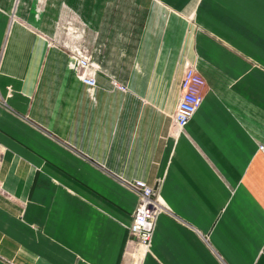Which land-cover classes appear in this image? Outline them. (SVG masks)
Wrapping results in <instances>:
<instances>
[{
	"label": "crops",
	"instance_id": "1",
	"mask_svg": "<svg viewBox=\"0 0 264 264\" xmlns=\"http://www.w3.org/2000/svg\"><path fill=\"white\" fill-rule=\"evenodd\" d=\"M185 66L206 90L178 133ZM260 146L264 0H0V264H130L134 180L163 208L140 264H264Z\"/></svg>",
	"mask_w": 264,
	"mask_h": 264
},
{
	"label": "built area",
	"instance_id": "2",
	"mask_svg": "<svg viewBox=\"0 0 264 264\" xmlns=\"http://www.w3.org/2000/svg\"><path fill=\"white\" fill-rule=\"evenodd\" d=\"M70 66L75 70L78 79L88 88L96 85L95 70L90 62V56L81 47H75L71 55ZM119 89L124 90L122 86ZM206 85L203 78L193 66H185L180 80V96L173 113V121L178 133H181L202 103ZM259 149L264 151V147ZM2 157L0 154V166ZM1 183V182H0ZM128 187L137 195V204L129 225L130 239L141 249L139 257L129 256L130 264H140L142 256L148 251L156 216L162 211V206L155 190L142 180H134Z\"/></svg>",
	"mask_w": 264,
	"mask_h": 264
},
{
	"label": "rangeland",
	"instance_id": "3",
	"mask_svg": "<svg viewBox=\"0 0 264 264\" xmlns=\"http://www.w3.org/2000/svg\"><path fill=\"white\" fill-rule=\"evenodd\" d=\"M56 32L53 33L52 44L61 46L68 55H71L75 47L83 48L87 55L90 56V62L93 64L95 72L100 70V66L94 62V54H98L97 49H92L86 39L85 25L76 17L66 16L61 18L56 27ZM103 50H100L101 54Z\"/></svg>",
	"mask_w": 264,
	"mask_h": 264
},
{
	"label": "bare ground",
	"instance_id": "4",
	"mask_svg": "<svg viewBox=\"0 0 264 264\" xmlns=\"http://www.w3.org/2000/svg\"><path fill=\"white\" fill-rule=\"evenodd\" d=\"M141 254V249L135 245L134 249H133V253L129 254L130 256H134V257H139Z\"/></svg>",
	"mask_w": 264,
	"mask_h": 264
}]
</instances>
